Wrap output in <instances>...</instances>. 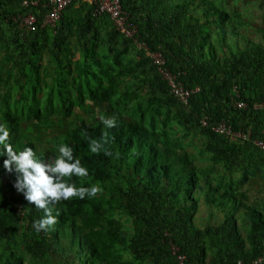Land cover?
Returning <instances> with one entry per match:
<instances>
[{
    "label": "trees",
    "instance_id": "obj_1",
    "mask_svg": "<svg viewBox=\"0 0 264 264\" xmlns=\"http://www.w3.org/2000/svg\"><path fill=\"white\" fill-rule=\"evenodd\" d=\"M25 1L31 0H0V83L6 85L0 125L14 150L32 147L46 162L59 155L60 144L70 146L88 176L66 181L98 191L48 205L56 223L37 232L43 210L16 190L17 174L4 169L0 149V264L63 256L71 264H179L180 255L184 264H237L263 254L264 198L250 202L233 184L221 188L224 176L219 182L208 177L178 135L203 136L201 155L224 173H240L239 184L264 172V152L252 141H231L213 130L226 119L264 138V110L254 108L264 102V43L243 35L240 14L213 0H120L137 41L161 51L185 89L199 88L184 104L147 50L108 14H95L94 4L71 0L51 27L42 26L51 0ZM259 6L264 23V0ZM30 14L37 18L34 30L21 26ZM46 55L57 66L43 75ZM236 85L246 108L235 106ZM80 108L94 120L78 116L68 123ZM56 116L67 130L46 150L31 126L49 128ZM101 117L114 119L115 127ZM93 141L102 145L96 153ZM203 206L210 217L201 225L196 215ZM218 214L222 219L214 222Z\"/></svg>",
    "mask_w": 264,
    "mask_h": 264
},
{
    "label": "clouds",
    "instance_id": "obj_2",
    "mask_svg": "<svg viewBox=\"0 0 264 264\" xmlns=\"http://www.w3.org/2000/svg\"><path fill=\"white\" fill-rule=\"evenodd\" d=\"M29 16L31 14L27 17ZM42 26L50 25H43L42 22ZM100 119L107 128L115 127L114 119H105L104 117ZM101 147L100 143L93 141L90 150L96 153ZM0 149L4 153L3 156L7 157L3 161L4 169L9 173L17 174L14 184L16 190L23 194L29 203L34 204L35 208L43 210V217L34 224L37 232L47 231L56 223V216L53 215L48 205L61 200H69L73 196L83 199L85 194L90 197L97 194L98 189L95 186L87 189L77 188L74 184L66 181V178L73 176H88L87 168L82 166L80 160L74 159L73 149L70 146L60 144L59 155L52 156L50 161L46 162L37 158L32 147L26 146L22 150H14L13 145L9 142V131L0 125Z\"/></svg>",
    "mask_w": 264,
    "mask_h": 264
},
{
    "label": "rangeland",
    "instance_id": "obj_3",
    "mask_svg": "<svg viewBox=\"0 0 264 264\" xmlns=\"http://www.w3.org/2000/svg\"><path fill=\"white\" fill-rule=\"evenodd\" d=\"M217 4H221L222 7L229 10L231 14L239 13L240 14V21L244 22L245 25L239 24V29L243 33V35H246L247 37H250L251 40L255 42H261L264 43V39L261 34V27H264V23L262 21V14L263 10L259 6L260 0H213ZM139 47V46H138ZM137 49L135 47L132 48V51H130V57L133 59V63L137 62L140 58L137 55ZM43 64L45 66L44 70L42 71V74H49L53 73L54 68L57 66V63L53 61L52 56L46 55ZM49 80L51 81L50 77ZM15 82H12L14 84ZM6 85L4 83H0V90H5ZM46 89V88H45ZM2 90V92H3ZM96 114V111H94ZM77 114V115H76ZM76 114L69 117L68 123H71L73 119H77L78 116H83L86 120L93 121L94 116L91 111L88 109L80 108L77 110ZM163 115L158 116L157 118L162 117ZM54 124H52L49 128L46 127V129H37L34 126H31L33 130H36V137L41 139L39 140V144L45 148L46 150L50 149L52 146V141L55 140V137H63L67 130L68 124H58L61 120L60 116H56L54 119ZM67 121V120H66ZM163 124V121H160V125ZM173 125L178 127V122L173 120ZM178 135L182 138V142H185V150L189 152L190 154H194L196 156V164L201 167V169L206 173L208 177H211L213 181L219 182L220 176H224V181L222 184H220L221 188H227V184H233L237 186L240 190H245L251 197V201L255 200L257 197H259V202L261 203V197L264 198V172L261 174H258L257 176H250L249 180L246 181L244 184H239L238 180L241 178L240 173H224L223 167L219 164H212L210 160H205L204 157L208 156V154L201 155V150L204 145V137L203 136H194L183 135V132L181 130H178ZM251 181L255 184H251ZM231 182V183H230ZM259 203V207H261L262 204ZM219 215V214H218ZM209 214H207V207L203 206L201 210L197 213L196 219L199 221L201 225L205 224L204 219L209 220ZM214 219V222L221 221L222 215L212 218ZM67 259V256H63L62 258H52V262H46L45 264H71L70 261H65Z\"/></svg>",
    "mask_w": 264,
    "mask_h": 264
},
{
    "label": "built area",
    "instance_id": "obj_4",
    "mask_svg": "<svg viewBox=\"0 0 264 264\" xmlns=\"http://www.w3.org/2000/svg\"><path fill=\"white\" fill-rule=\"evenodd\" d=\"M91 4L95 5V14H108L114 24V26L123 33L126 37H131L135 40L137 45L141 48L147 50V54L153 59L154 63L158 66L159 71L166 78L171 87L172 93L184 104H188L189 98L193 92L199 90H188L185 89L182 82L179 80V74L172 73L171 70L165 67V58L161 51H156L154 53L149 52L147 45L137 41L138 29L137 27L129 21L128 15L123 11L120 0H88ZM71 2V0H51V11L46 15L43 20V25L55 26L60 19V13L64 8ZM28 3L38 4L36 0L25 1V4ZM37 18L33 15L22 19L21 26L26 27L28 30L36 29ZM234 92L236 96L235 106L238 108H246L248 102L241 99V93L236 85L234 87ZM255 109L264 110V102H256L254 104ZM201 124L206 126L208 125V118L203 117L201 119ZM213 130L217 133L224 135L229 138L231 141L235 142H246L252 141L253 144L264 152V138H252V135L249 131L244 130L243 128H235L233 124L226 120H220L216 125L213 126ZM180 263L184 264L185 256H179ZM237 264H264V253L259 255L253 260L244 261L240 260Z\"/></svg>",
    "mask_w": 264,
    "mask_h": 264
}]
</instances>
